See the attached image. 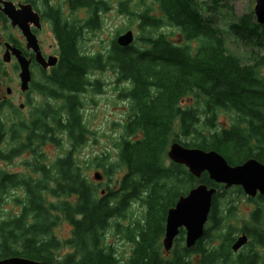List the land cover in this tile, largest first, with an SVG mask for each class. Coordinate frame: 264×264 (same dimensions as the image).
I'll list each match as a JSON object with an SVG mask.
<instances>
[{"label": "trees", "instance_id": "obj_1", "mask_svg": "<svg viewBox=\"0 0 264 264\" xmlns=\"http://www.w3.org/2000/svg\"><path fill=\"white\" fill-rule=\"evenodd\" d=\"M131 1H119L117 11L128 18L125 29L134 25L133 42L121 46L115 37L107 48L91 54L77 42L83 31L98 27V13L108 9L106 2L43 0L39 11L52 22L59 58L47 73L33 60L38 78L31 79L25 92L29 102L32 91L42 101L32 103L27 116L20 107L0 101V160L28 152L23 163L32 172L0 168V259L21 256L38 264H264L262 253L255 263L254 255L241 258L231 250L234 229L229 219L235 205L220 203L228 188L206 172L195 178L185 166L165 163L169 143L178 141L214 149L231 165L249 157L264 164V25L251 15L229 25L250 48L249 59L242 61L228 50L219 28L201 13L196 0ZM82 8L89 9V16L75 20L73 12ZM1 17L6 20L3 13ZM6 36L22 47L12 35ZM17 68L0 60V91L12 80L9 69ZM105 70L116 74L117 83H127L118 93L126 104L125 117L112 123L117 133L111 140L114 155L106 150L93 159L108 178L118 167L124 169L111 188L89 181L80 160L90 134L81 96L89 89L100 92V80L91 76ZM64 138L63 154L41 159L48 141L56 144ZM197 183L216 188L204 233L187 248L180 229L166 253L161 243L166 211ZM13 189L22 195L12 193L17 207L5 213L1 206L9 202ZM232 189L241 192L240 187ZM134 203L143 209L141 218L132 211ZM262 206L261 200L253 214L256 221L262 222ZM63 222L70 227L60 239L55 228ZM109 226L132 243L126 256L105 242ZM212 231L219 233V242ZM66 247L70 250L62 253Z\"/></svg>", "mask_w": 264, "mask_h": 264}, {"label": "rangeland", "instance_id": "obj_2", "mask_svg": "<svg viewBox=\"0 0 264 264\" xmlns=\"http://www.w3.org/2000/svg\"><path fill=\"white\" fill-rule=\"evenodd\" d=\"M103 1L106 2L108 9L105 11H100L98 13V27L90 31H83V38L81 39V41L77 42V46L79 49H82L91 54L95 51L107 48L112 38H115L117 35L127 30L125 29L126 25L128 24L127 16L117 11L118 2L121 0ZM133 1L134 0H132L130 3H132ZM196 2L199 5L198 7L201 13L203 15L209 16L212 19V22L219 28L228 50L231 53L235 54L237 57H239L242 61L248 60L250 48L248 47V45H244L241 41L238 40V38L231 32L229 25L237 21L243 15H251V17H254L255 19L253 11L255 1L216 0V3H213L211 0H196ZM212 5H216V7L212 8ZM63 14L69 16L70 11L67 8H63ZM89 14V9L82 8L74 11L73 17L75 20L80 19L81 21H83V19L89 16ZM47 20H43L42 29L38 33V38L41 42V50L43 51V53L46 54L55 53V50H57L55 38H53L52 35V22L50 20ZM130 29H132L135 36L137 31L135 30L134 25H132ZM6 34H10L15 39L20 40L21 46H24V38L17 28L12 27L7 30L0 28V41L2 42L0 44V60H2L4 42L12 43L8 40ZM260 52H264V48ZM14 62H16V58L13 54H11L10 61L7 63L14 64ZM30 69L31 77L33 79H37L39 68L32 66L30 67ZM18 71L19 68H17L16 70L9 69L8 76L9 78L11 77L12 80L7 84H4L5 88L4 91H0V98L4 95L10 94L15 103L14 106H20L22 103V107H20L21 113H26L25 115L27 116V113L30 109L29 106L32 107V103H34L35 105L40 103L42 101V97L39 96L38 93L32 91L29 96L33 98V102H29L27 100L25 92H22L19 87ZM92 77L94 80L95 78L99 79V83H101V86L100 92H94L89 89L81 96V103L82 106H84L85 125L90 134L86 142L82 145L80 151V160L89 181L97 183V180L94 179L93 175L95 172H99L102 175V180L98 181L100 182L98 184V187L100 186V188H105L107 185L109 188H111L117 180L116 178L122 175L124 169L122 167H118V171L115 174L110 175V178H108L106 175L103 174L102 169L96 166L93 159L97 155H101L102 151L106 150L110 151L111 155H114L115 149L111 140L112 138L116 137L117 133L112 128V123L120 121L125 117L126 104L125 101L118 98V93L120 91V88L125 87L127 83H117L116 74L111 70H105L102 72L95 71L91 78ZM5 79H7V77ZM7 89H10V91L8 92ZM10 96L9 98L11 99ZM81 110H83V108ZM6 113H9V109H6ZM224 120L225 119L223 118V115H220L218 122L222 123ZM66 147V138L62 139L60 143L56 144L48 141L41 150L43 152L41 159L51 160L52 158L63 154L64 151H66ZM28 157L29 153L25 152L17 157H14L11 161L0 160V168L12 173L32 174L29 166L23 163L25 160L28 159ZM169 162L171 161L169 160L166 154L165 163L169 164ZM239 192L238 194H235V191L231 187L228 188V191L223 194L222 198H220V203L224 201H232L235 205L231 218L229 219V223L233 225L234 230L231 236H234V239L238 235V229L242 223V220H247L248 213H250L251 211V208L249 207L248 203L246 201L243 202L241 200V193ZM12 193H15V196H20L22 195V190H12L11 196H8L9 202L1 206V208H5V213L10 212L17 207H14L12 201ZM220 203L218 205L219 209L223 207V203ZM132 211H134V215L136 217L141 218L143 209L138 203H134L132 205ZM69 227L70 225L66 222L59 224L55 228L57 236L60 239H63L65 236L68 235ZM213 233L215 232L212 231V234ZM215 235L218 238L219 233L216 231ZM104 238L105 242L110 243L115 248L116 253H119L121 255L126 256L132 248V243L127 240V238L121 232L120 234L116 233L115 229L112 226H109L104 231ZM219 240L220 238L216 240V243L219 242ZM66 250L70 249L66 247L63 249L62 253H64ZM239 253L240 252L238 250L234 252L235 255H238Z\"/></svg>", "mask_w": 264, "mask_h": 264}, {"label": "water", "instance_id": "obj_3", "mask_svg": "<svg viewBox=\"0 0 264 264\" xmlns=\"http://www.w3.org/2000/svg\"><path fill=\"white\" fill-rule=\"evenodd\" d=\"M253 7L256 22L264 25V0H254ZM0 10L9 19L10 25L17 28L24 38L25 49L34 55V62L42 69L56 65L58 58L54 55L44 56L41 52L38 38L31 27L40 28V15L32 5L19 4L14 6L12 2L0 0ZM121 46H128L134 40L131 29L119 34L115 38ZM2 55L3 62L10 61V55L16 58L19 68V87L22 92L29 89L31 81L32 58L24 54L20 47L4 42ZM9 92L10 89H7ZM22 106V105H20ZM167 157L170 161L186 167L195 178H199L206 172L209 179L222 184L224 188L232 186L241 187L248 196L264 194V164L255 157H249L238 164H229L218 151L214 149L204 150L198 147H186L178 141H172L167 148ZM94 179L100 180L102 175L95 172ZM216 192L215 187H208L204 183H197L188 191L180 195L174 205L166 211L164 233L161 239L165 252H169L178 236L180 229L184 230V245L191 248L202 237L205 224L208 220L212 204V196ZM246 242L244 235L237 236L231 244V250L236 252ZM0 264H38L37 261L21 256H10L0 259Z\"/></svg>", "mask_w": 264, "mask_h": 264}, {"label": "flooded vegetation", "instance_id": "obj_4", "mask_svg": "<svg viewBox=\"0 0 264 264\" xmlns=\"http://www.w3.org/2000/svg\"><path fill=\"white\" fill-rule=\"evenodd\" d=\"M6 1H9V2H12L14 4V6L18 7L19 4H31L33 9L39 13L40 15V22H41V27L40 28H35V27H31L32 31L35 33L36 37L38 38V33L41 31L42 29V23H43V20L45 18L41 17V12L39 11L41 7H43V0H6ZM54 1V0H53ZM1 5V3H0ZM0 13H3L1 10H0ZM47 20V19H46ZM49 21V20H47ZM8 27H11L10 26V21L9 19L6 17V20L4 21V18H0V28H4V26ZM12 28V27H11ZM52 35H53V38L54 37V34L52 32ZM17 41H20L18 39H16ZM38 42H39V45H40V49H41V42H40V39L38 38ZM56 42V40H55ZM2 42L0 41V44ZM13 44V43H12ZM15 45V44H14ZM22 48V47H20ZM56 49L55 50V53H43V51L41 50L42 54L44 56H48V55H54V56H57V58H59V48H58V44L56 42ZM24 51H26V53L24 52V54L28 57H31L32 58V61L34 60V55L31 51L29 50H25L23 49ZM15 63V62H14ZM16 64V63H15ZM31 65H32V62H31ZM32 67V66H31ZM40 67V66H39ZM46 73L50 71V67H48L47 69H45ZM32 79V77H31ZM10 94L9 95H4L0 98V101L1 102H4L5 104H13L15 105L12 97L11 99L9 98ZM102 180V178L100 179ZM100 180H97V183L94 182L95 184H99ZM241 189V200L243 202H247L249 207L251 208V211L250 213H248V219L247 220H242V223L241 225L239 226V229H238V235L237 236H240V235H244L246 237V242L245 244H243L239 249L238 251L240 252L238 254L239 257L241 258H246L248 256H253L254 255V261L255 263H258L259 262V259H260V255L261 253L264 254V214H263V219L261 220L262 222L260 221H256L254 220L253 218V214L259 209L258 207V202L259 201H263V205H264V194H259L258 192L255 194V196H248L246 195L242 188L240 187ZM101 193H104V189L101 190ZM262 210V213L264 212V207L262 206L260 211ZM248 212V211H247Z\"/></svg>", "mask_w": 264, "mask_h": 264}]
</instances>
